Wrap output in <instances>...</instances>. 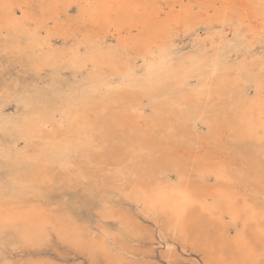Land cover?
<instances>
[{
  "label": "rangeland",
  "instance_id": "374dc122",
  "mask_svg": "<svg viewBox=\"0 0 264 264\" xmlns=\"http://www.w3.org/2000/svg\"><path fill=\"white\" fill-rule=\"evenodd\" d=\"M9 1L0 0V5L3 2L6 7L13 6L18 22L3 19L0 26V201L35 199L34 202L41 203L47 210H54V214L70 215L92 235H98L101 227L105 228L124 246L126 264L230 263L226 245L213 227L208 228L207 236L198 234L196 227L189 228L192 239L199 236L198 242L195 246L184 242L164 228L163 215L146 212L119 190L99 186L90 173H80L77 165L89 155L85 110L106 101H116L115 92L124 89L141 97L145 120L159 112L167 122L193 124L195 128L198 125L199 132H206L208 126L203 122L206 118L226 114L236 93L252 95V77L264 76V33L253 38L240 20L237 8L226 10L220 7V0H181L193 5L188 13L190 17L202 14L196 24H192L191 29L187 25L174 26L164 42L144 54L129 48L132 69L112 74L108 85L99 80L101 75L96 73L95 60L103 46L117 47L118 36L114 30L105 34L101 22L93 25L91 20H83L77 3L72 0H57L55 12L51 7L55 0ZM144 1L145 7L158 10L161 18L167 16L166 10L174 3V0ZM176 4L175 11L180 9L179 2ZM210 4H215L219 13H214ZM87 29L101 34L98 38H89ZM48 30L51 36L46 38ZM133 31L132 34L138 33L136 29ZM217 50L216 64L201 62V53L211 56ZM231 66L239 69L232 80L226 82L228 88L208 99V87H212L207 86L210 73H215L214 80L218 75L224 78L225 69ZM56 128L67 132V138L39 136L41 129L50 132ZM152 130L154 136L164 132L163 127ZM186 135L180 134L174 139L178 145L175 144L173 150L188 151L193 138ZM225 141V145L219 146L220 159L228 168L227 172L231 170L228 175L233 176L238 192L241 190L238 198L252 201L256 191L246 166L258 150L264 155V139L260 142L253 138L236 140L228 132ZM41 157L47 159V176L51 177L37 183L33 173ZM116 168L111 165L109 171L114 172ZM192 174L199 179L197 172ZM214 180L213 175L208 176L210 183ZM106 208L114 211L115 216H103ZM125 217L133 222L136 232L124 228ZM229 233L233 234V227ZM71 245L53 234L42 246H23L19 231L6 228L0 230V264H32L41 260L48 264H109L105 257H92Z\"/></svg>",
  "mask_w": 264,
  "mask_h": 264
},
{
  "label": "bare ground",
  "instance_id": "6f19581e",
  "mask_svg": "<svg viewBox=\"0 0 264 264\" xmlns=\"http://www.w3.org/2000/svg\"><path fill=\"white\" fill-rule=\"evenodd\" d=\"M72 1L77 3L78 13L83 20H91L93 25L101 22L104 33L108 34L113 32L112 30L117 33V47L103 46L95 60L98 67L96 73L102 76L99 80L108 85L112 74L132 69L129 48L140 55L144 54L164 42L171 35L174 26L178 28L187 25L191 29V25L196 24V20L202 16L195 14V18L190 17L188 13L192 11V3V6H189L181 0H174V3L169 5L165 18L160 17L158 10L153 11V7H145L144 0ZM57 2L55 0L51 6L55 9H52V12L57 11ZM177 2L180 9L175 11ZM214 6L215 4H210L214 13H219L218 8ZM221 6L226 10L236 7L240 20L246 25L247 31L252 33L253 38L264 33V0H220ZM222 16L225 19L226 14ZM3 19L9 23L18 22L15 8L10 5L6 7L2 2L0 26ZM55 22L58 24L57 20ZM134 29L138 33L132 34ZM61 30L64 32V29ZM86 33L89 38H96L101 34L91 29H87ZM47 34L46 38L51 36L49 30ZM218 52L219 50L211 56L201 53V62L216 64L215 56ZM238 69V66L226 68L224 78L218 75L217 80H214L215 73L211 72L207 83V86L212 85L208 87V99L226 90V82L232 80ZM252 82V95L245 92L236 93L237 96L231 101L226 114L218 113L214 118L208 117L203 121L208 126L206 132H199L196 129L198 125L195 128L193 124L167 122L159 112L150 120H145L141 97L125 92L124 89L116 91V101H106L97 105L98 107L89 106L85 110L89 155L77 168L82 174L90 173L94 176L97 185L109 186L119 190L125 197L132 198L146 212L154 216L163 215L164 228L184 242H191L194 246L198 242L199 236L192 239L189 228L196 227L198 234L207 236L208 228L213 227L231 257L228 264H264V155L258 150L253 158L248 159L246 167L256 191L252 201H248L246 197L238 198L241 190L238 192L233 176L228 175L231 170L227 172L228 168L220 159L219 153V146L226 144L225 136L228 132H231L236 140L253 138L260 142L264 139V76L255 75ZM155 127H163L164 132L154 136L152 129ZM70 129L77 131L75 128ZM180 134H190L189 139L191 136L193 138L191 144L187 141L190 144L187 152H176L177 148L173 150L175 144L178 145L174 139L180 137ZM39 136L43 139L64 140L67 138V132L57 128L50 132L41 129ZM111 165L117 166L114 172L109 171ZM35 169V172L32 171L35 182L50 179L51 176H47L48 164L45 157H41L39 167ZM172 172L175 177H172ZM193 172H197L199 179L194 178ZM210 175L215 178L213 183L208 181ZM34 201L18 198L0 201V230L17 229L23 246H42L55 234L62 241L85 250L92 257L101 255L109 264H126L124 246L105 228L101 227L98 235H92L88 228L79 226L70 215L54 214V210L52 213L41 203ZM101 201L103 202L102 199ZM103 216L113 217L115 213L106 208ZM124 225L127 230L136 232L129 217H125ZM230 227H233V234L229 233ZM32 264L48 262L41 260Z\"/></svg>",
  "mask_w": 264,
  "mask_h": 264
}]
</instances>
